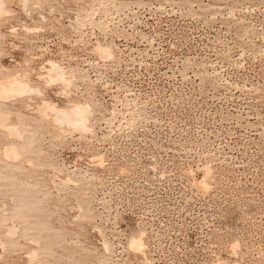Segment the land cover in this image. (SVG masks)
<instances>
[{
	"label": "rangeland",
	"instance_id": "1",
	"mask_svg": "<svg viewBox=\"0 0 264 264\" xmlns=\"http://www.w3.org/2000/svg\"><path fill=\"white\" fill-rule=\"evenodd\" d=\"M3 1L0 82L41 91L0 101V264H264V0Z\"/></svg>",
	"mask_w": 264,
	"mask_h": 264
},
{
	"label": "bare ground",
	"instance_id": "2",
	"mask_svg": "<svg viewBox=\"0 0 264 264\" xmlns=\"http://www.w3.org/2000/svg\"><path fill=\"white\" fill-rule=\"evenodd\" d=\"M24 4V3H23ZM4 15H7V12H6V9H5V4H4V1L3 0H0V18L2 19V16ZM1 21V20H0ZM13 30V29H12ZM15 30V29H14ZM13 34V33H12ZM16 35V34H15ZM12 47V44L10 45ZM98 50V54L99 56L103 54V56L105 57H109L111 56L110 55V52H109V49H103V48H100L98 47L96 49V51ZM95 51V52H96ZM110 58V57H109ZM108 59V58H107ZM49 65V69H45L44 71L46 72V80H48L46 83H47V86L48 85H54V84H58L60 83L61 85L65 86V87H68L69 84L71 83V81L65 79V75L64 73L62 72V69H59L58 66H56L54 64V62H51L48 64ZM4 66H2V69H4L5 71V68H3ZM39 69V68H38ZM1 70V69H0ZM23 71V70H22ZM43 71V70H42ZM43 71V72H44ZM64 71V70H63ZM2 72V71H0ZM26 72V71H25ZM38 72H40L38 70ZM65 72V71H64ZM5 73V72H4ZM20 72L17 71V70H13V71H8L6 70V74L3 76V81L0 82V101L2 102H9L11 103L12 100H15L17 98L21 99V98H24L25 96H29L30 97L32 95H37L40 93V91L38 89H34L31 87L30 84H27L25 82V80H21L20 79ZM23 73V72H22ZM25 74V73H24ZM28 74V73H27ZM40 74V73H39ZM65 74L67 75V72H65ZM29 75V74H28ZM38 75V74H37ZM41 75V74H40ZM43 76V75H42ZM68 76V75H67ZM45 77V76H44ZM26 78V77H25ZM30 79V78H29ZM39 80V79H38ZM44 80V81H46ZM41 81V79L39 80ZM38 81V82H39ZM34 82V81H33ZM32 82V83H33ZM37 82V83H38ZM35 83V84H37ZM40 83V82H39ZM38 83V84H39ZM44 83V82H43ZM45 83V85H46ZM42 84V83H41ZM42 86V85H41ZM37 87V86H36ZM46 87V86H45ZM40 88V86H39ZM63 89V87L61 88ZM67 90V89H66ZM69 90V88H68ZM66 92V91H65ZM65 94V93H63ZM63 97V96H62ZM27 98V97H26ZM18 100V99H17ZM49 102V101H48ZM8 107V106H7ZM37 109V108H36ZM36 111V110H35ZM36 113H39L40 115L44 116L47 118L48 114L49 113H52L54 116V121L57 123V124H60V125H66V127H69V128H72L74 131H79V132H88L89 130H91L90 128V124H89V118H90V108L86 105H77V104H73L71 106V108L69 109H58L55 105H52L50 103H47V101L44 103L41 104L40 107H38L37 109V112ZM51 116V115H50ZM51 116V117H52ZM39 117V116H38ZM42 117V118H44ZM51 117H48L51 118ZM53 118V117H52ZM10 118H9V115H5V114H0V130H4L10 137L12 138H15L17 139L19 137V133L17 132V128L15 129L14 127H10L8 125V121ZM45 119V118H44ZM40 120V119H39ZM50 120V119H49ZM43 121V120H42ZM54 122V123H55ZM17 126V125H16ZM56 126V125H55ZM61 127V126H59ZM62 128V127H61ZM65 128V126H64ZM67 129V128H66ZM71 131V130H70ZM78 132V133H79ZM4 134V133H3ZM81 134V133H79ZM7 135V136H8ZM82 136V135H81ZM19 139V138H18ZM20 139L23 140V138L20 137ZM14 141V140H12ZM19 142V141H18ZM19 143H22L21 141ZM12 144V143H11ZM9 146V145H8ZM12 146V145H11ZM13 146H16V145H13ZM17 147V146H16ZM15 147V148H16ZM8 149H5V151L3 152V157L10 161H15L17 160L20 155L17 153V150L12 147V149H9V147H7ZM20 150V149H19ZM20 152V151H19ZM2 155V154H1ZM100 159V158H99ZM4 161V159H3ZM12 163V162H11ZM15 163V162H14ZM209 169V168H208ZM210 170V169H209ZM209 175V173L207 172L206 170V173L204 174V176L201 178L200 180V185H202V187H206L207 186V183H206V179L207 176ZM69 182V181H68ZM70 183V182H69ZM68 183V184H69ZM73 183V182H72ZM55 184V183H54ZM62 185V184H61ZM70 185V184H69ZM73 185V184H72ZM65 186V185H64ZM206 189V188H205ZM5 211V210H4ZM6 215V214H5ZM7 231V230H6ZM14 231V230H13ZM100 232V231H99ZM98 232V233H99ZM15 233V232H13ZM12 231L9 230V233H7L8 235L11 234V237L13 235ZM100 234V233H99ZM16 235V233L14 234ZM102 235V234H101ZM100 235V236H101ZM130 242H129V245L134 248L135 250H137L139 253L142 251L143 249V235L141 233H139L138 235L137 234H133L132 236H130ZM10 238V237H9ZM105 243V242H104ZM105 246H108L107 244H104ZM103 246V244H102ZM2 249H3V246L1 245ZM110 248V247H109ZM107 249V248H106ZM108 250V249H107ZM110 250H108V253H109ZM4 252V251H3ZM104 252V251H103ZM144 252V250L142 251ZM142 252L140 254H142ZM107 253V252H106ZM137 253V252H136ZM36 255V254H35ZM34 256V255H32ZM31 256V257H32ZM35 259V258H34Z\"/></svg>",
	"mask_w": 264,
	"mask_h": 264
}]
</instances>
